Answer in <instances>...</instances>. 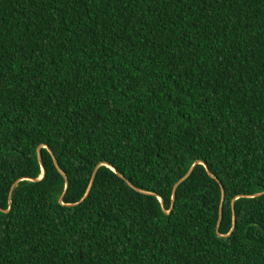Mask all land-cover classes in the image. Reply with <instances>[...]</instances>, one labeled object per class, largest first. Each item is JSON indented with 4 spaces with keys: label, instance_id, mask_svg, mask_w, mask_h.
Masks as SVG:
<instances>
[{
    "label": "trees",
    "instance_id": "1",
    "mask_svg": "<svg viewBox=\"0 0 264 264\" xmlns=\"http://www.w3.org/2000/svg\"><path fill=\"white\" fill-rule=\"evenodd\" d=\"M0 264H264V0H0Z\"/></svg>",
    "mask_w": 264,
    "mask_h": 264
},
{
    "label": "water",
    "instance_id": "2",
    "mask_svg": "<svg viewBox=\"0 0 264 264\" xmlns=\"http://www.w3.org/2000/svg\"><path fill=\"white\" fill-rule=\"evenodd\" d=\"M45 147H47V146H45ZM48 148V147H47ZM39 156H40V159H42V156H41V153H40V151H39ZM44 173H45V170L43 171V174H42V176L39 178V179H42L43 178V176H44ZM256 195H259V194H255V196ZM161 201L163 202V200L161 199Z\"/></svg>",
    "mask_w": 264,
    "mask_h": 264
}]
</instances>
